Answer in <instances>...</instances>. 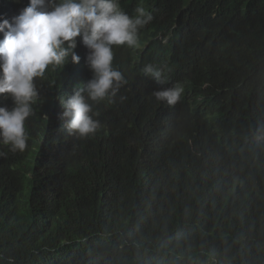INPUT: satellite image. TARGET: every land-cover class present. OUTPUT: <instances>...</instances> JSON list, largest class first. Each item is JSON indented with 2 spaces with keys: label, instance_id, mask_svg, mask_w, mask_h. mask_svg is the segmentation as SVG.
<instances>
[{
  "label": "trees",
  "instance_id": "trees-1",
  "mask_svg": "<svg viewBox=\"0 0 264 264\" xmlns=\"http://www.w3.org/2000/svg\"><path fill=\"white\" fill-rule=\"evenodd\" d=\"M119 2L152 14L143 38L176 28L137 64L112 46L126 83L89 101L86 137L60 117L92 77L80 38L78 63L34 78L27 147L0 142V264H264V0ZM149 63L208 83L203 129L154 109Z\"/></svg>",
  "mask_w": 264,
  "mask_h": 264
},
{
  "label": "clouds",
  "instance_id": "clouds-1",
  "mask_svg": "<svg viewBox=\"0 0 264 264\" xmlns=\"http://www.w3.org/2000/svg\"><path fill=\"white\" fill-rule=\"evenodd\" d=\"M129 16L119 0H28L16 15L0 3V96L7 94L13 106H0V142L12 152L27 147L25 121L32 115V103L38 96L34 78L43 77L49 65L63 66L69 59L78 63L77 37L88 49L86 64L92 77L84 87L72 90L64 98L60 117L69 136L86 137L99 128L93 106L107 96H115L126 83L120 70L112 65V46L137 64L153 52L154 42H166L176 25L164 34L143 38L153 16L143 7ZM186 68L195 69L189 56L181 57ZM142 73L153 79L155 108L171 120L203 129V97L207 82L189 75H174L167 67L146 64ZM85 93L87 95H85ZM257 131V130H256ZM264 138V130L260 133ZM246 178L248 175L242 173Z\"/></svg>",
  "mask_w": 264,
  "mask_h": 264
}]
</instances>
